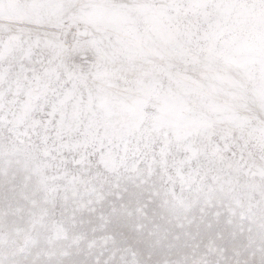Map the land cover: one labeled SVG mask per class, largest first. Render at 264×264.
<instances>
[{
  "label": "snow or ice",
  "instance_id": "snow-or-ice-1",
  "mask_svg": "<svg viewBox=\"0 0 264 264\" xmlns=\"http://www.w3.org/2000/svg\"><path fill=\"white\" fill-rule=\"evenodd\" d=\"M0 264H264V0H0Z\"/></svg>",
  "mask_w": 264,
  "mask_h": 264
}]
</instances>
